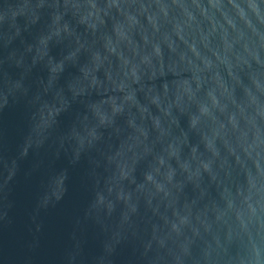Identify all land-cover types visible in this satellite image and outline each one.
<instances>
[{
	"label": "clouds",
	"instance_id": "1",
	"mask_svg": "<svg viewBox=\"0 0 264 264\" xmlns=\"http://www.w3.org/2000/svg\"><path fill=\"white\" fill-rule=\"evenodd\" d=\"M19 106L20 157L48 146L69 165L38 210L87 161L61 264L128 246L127 264H264V0H3L0 112Z\"/></svg>",
	"mask_w": 264,
	"mask_h": 264
},
{
	"label": "water",
	"instance_id": "2",
	"mask_svg": "<svg viewBox=\"0 0 264 264\" xmlns=\"http://www.w3.org/2000/svg\"><path fill=\"white\" fill-rule=\"evenodd\" d=\"M25 37L30 40L27 33ZM53 54L58 55L59 49H54ZM70 71L75 73V69ZM35 74L46 75L39 69ZM70 123L71 117L66 116L61 127L67 128ZM182 126L187 127L186 121L182 120ZM27 133L23 106L0 112V178L7 176L13 161L17 163L15 179L0 193V264H61L72 218L85 200L82 179L87 172V161L71 169L72 179L64 200L38 210V197L49 170L53 165L57 169L69 165L63 155L54 160L48 146L31 150L27 157L21 158ZM187 192L192 195L191 187ZM95 232L94 226L89 225L86 254L94 255L100 251ZM130 259H133V248L128 246L118 252L116 264H127Z\"/></svg>",
	"mask_w": 264,
	"mask_h": 264
}]
</instances>
